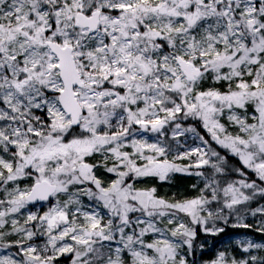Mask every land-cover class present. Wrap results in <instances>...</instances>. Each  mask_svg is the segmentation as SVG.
<instances>
[{
    "label": "snow or ice",
    "instance_id": "1",
    "mask_svg": "<svg viewBox=\"0 0 264 264\" xmlns=\"http://www.w3.org/2000/svg\"><path fill=\"white\" fill-rule=\"evenodd\" d=\"M65 262L264 264V0H0V264Z\"/></svg>",
    "mask_w": 264,
    "mask_h": 264
},
{
    "label": "rangeland",
    "instance_id": "2",
    "mask_svg": "<svg viewBox=\"0 0 264 264\" xmlns=\"http://www.w3.org/2000/svg\"><path fill=\"white\" fill-rule=\"evenodd\" d=\"M193 181H190V180H187L185 178H180L178 177L177 180H176V187L177 188H180V189H183L188 183H191ZM176 188H169L167 185L163 186L162 188V191L164 192H171V191H175ZM241 231L242 230H238V231H234V230H229V232L225 235V234H222L220 237L222 238L221 239V242H227L229 241L230 239L231 240H234V239H237L240 237V234H241ZM251 235V234H250ZM208 240V244H207V251H206V254H204L202 257L198 256L197 258L198 259H203V260H208V259H211L215 253L216 250H218V246L219 244L215 245L216 248H214V243L215 242V239L211 236H209L207 238Z\"/></svg>",
    "mask_w": 264,
    "mask_h": 264
},
{
    "label": "trees",
    "instance_id": "3",
    "mask_svg": "<svg viewBox=\"0 0 264 264\" xmlns=\"http://www.w3.org/2000/svg\"><path fill=\"white\" fill-rule=\"evenodd\" d=\"M214 239H215V242H213L214 248H216L215 245H217V244H219L218 249H221L225 246V242H223V243L221 242V239H222L221 237H216ZM65 264H66V262H65Z\"/></svg>",
    "mask_w": 264,
    "mask_h": 264
}]
</instances>
